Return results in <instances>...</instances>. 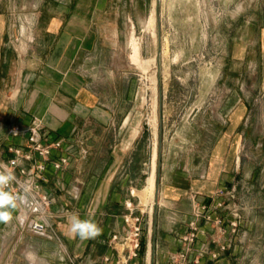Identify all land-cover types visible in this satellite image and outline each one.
<instances>
[{
	"label": "crops",
	"instance_id": "1",
	"mask_svg": "<svg viewBox=\"0 0 264 264\" xmlns=\"http://www.w3.org/2000/svg\"><path fill=\"white\" fill-rule=\"evenodd\" d=\"M209 1L216 33L225 26L221 75L209 82V93L185 98L183 106L163 101L159 88L158 149L149 166L150 176L157 157L153 212L151 223L143 215L140 251L132 258L111 236L123 233L125 201L143 210L138 192L149 177L136 169L137 69L127 41L155 21L153 0H0V159L7 161L8 148L23 144L32 127L62 145L51 150L41 183L52 199L54 237L20 230L16 211L0 223V264H167L195 203L212 205L217 190L232 186L228 208L211 214L230 219L239 211L231 246L221 251L229 236L201 219L192 254L205 246L198 264H264V0ZM160 3L157 34L165 41L171 14ZM62 155L68 162L56 170L52 162ZM20 165L30 168L32 161ZM74 213L94 220L102 234L70 237Z\"/></svg>",
	"mask_w": 264,
	"mask_h": 264
},
{
	"label": "rangeland",
	"instance_id": "2",
	"mask_svg": "<svg viewBox=\"0 0 264 264\" xmlns=\"http://www.w3.org/2000/svg\"><path fill=\"white\" fill-rule=\"evenodd\" d=\"M160 1L153 0L155 21L153 18L146 26L136 29L130 44L127 41L128 54L132 55V65L133 67L136 66L137 69L134 73L136 79L134 96L137 101L136 118L141 128V138H139V151L137 153L140 166L136 169L137 173H140L141 170L147 172V174H143V178L148 177L150 173L151 151L157 153L158 149L159 88H161V95L165 97L163 101L178 102L180 106H183V102L186 101L185 98L206 95L211 90L209 82L217 75L218 77L221 75L219 70L225 50V40L222 33L225 31V26L221 28L219 33H216L215 25L211 24L209 20L211 10L216 11V5L212 8L209 0H165L166 11L171 14V23L170 25L164 24L168 39L165 41L161 39L160 57L157 65L155 59L158 52L156 12L159 15L162 13ZM233 10L236 12V7ZM160 24L162 26V21ZM22 25L27 28L25 21ZM150 28H152V34L156 33L157 40L151 35ZM160 29L162 30V27ZM235 69L239 70L240 66L238 65ZM234 73L236 72H232L230 77ZM253 77L252 75L251 79ZM167 122L166 120L165 132L169 128ZM182 132H186V129L182 128ZM166 134L163 138L168 139ZM178 138L187 141L193 137L181 135ZM143 164L148 165L147 169ZM157 164L158 158L156 157L152 166L154 173V166ZM144 186L146 188L138 192V197L143 204L141 205L142 209L153 202L155 178L152 188L149 187L148 179ZM236 212L240 223L239 211L236 210ZM202 221L207 222L203 218ZM238 230L239 224L236 235ZM251 234L254 236L256 232Z\"/></svg>",
	"mask_w": 264,
	"mask_h": 264
},
{
	"label": "built area",
	"instance_id": "3",
	"mask_svg": "<svg viewBox=\"0 0 264 264\" xmlns=\"http://www.w3.org/2000/svg\"><path fill=\"white\" fill-rule=\"evenodd\" d=\"M17 131L18 128H15ZM60 141L47 142V137L40 135L34 127L29 128L26 140L23 144L18 146H10L8 151L11 157L7 161L10 167L13 168L16 181L12 187L14 191L26 197V202L21 204L18 208L15 220L16 225L22 231H28L32 234L42 237L53 238L54 231L50 221L51 214L49 207L52 199L48 193L41 188V183L46 181L45 168L46 162L49 161L52 149H61ZM36 156V157H35ZM32 161L30 168H25L20 165L21 161ZM0 161H2L0 159ZM16 161V164H11ZM68 162L67 156H60L57 160L52 162L54 169L58 170L65 166ZM235 194V186L228 190L219 189L213 196V204L195 203L196 210L193 218L188 223V230L178 239L179 249L172 253L167 261V264H198L200 258L206 253V247L203 246L193 252V244L197 239L198 226L200 220L203 218L213 224L214 228L219 230L221 235H228L229 238L220 244L221 251L229 248L236 236V230L239 224V216L236 209L231 211V218L226 219L223 216L211 218L214 210L227 209L228 199H233ZM131 195L133 193L131 192ZM126 213L123 215L124 230L121 235L113 234L111 242L114 245H119L123 250H127L128 257H137L143 232V215H147V219L151 220L153 212V202L149 206H144L143 210L136 213V207L132 201L127 200L124 203ZM151 223V222H150ZM149 223V224H150ZM148 224V225H149ZM215 242V239H211ZM217 257V254H212V258Z\"/></svg>",
	"mask_w": 264,
	"mask_h": 264
},
{
	"label": "clouds",
	"instance_id": "4",
	"mask_svg": "<svg viewBox=\"0 0 264 264\" xmlns=\"http://www.w3.org/2000/svg\"><path fill=\"white\" fill-rule=\"evenodd\" d=\"M16 163V161L11 162V164ZM15 181L13 168L8 163L0 161V223L11 222L14 212L26 202L25 196L14 191L12 185ZM102 231V228L92 219H81L76 213L69 217L67 234L72 238L79 237L81 240L95 238L101 235Z\"/></svg>",
	"mask_w": 264,
	"mask_h": 264
},
{
	"label": "bare ground",
	"instance_id": "5",
	"mask_svg": "<svg viewBox=\"0 0 264 264\" xmlns=\"http://www.w3.org/2000/svg\"><path fill=\"white\" fill-rule=\"evenodd\" d=\"M23 24V23H22ZM22 34L23 35H25L26 37L28 36V34H27V28L26 27H24L23 25H22ZM30 34V33H29ZM31 35V34H30ZM151 35H153V34H151ZM154 36H155V33H154ZM153 36V37H154ZM156 38V37H155ZM25 45V44H24ZM24 45L23 44H21L20 45V51L22 52V51H24ZM133 45V44H132ZM156 59V58H155ZM154 59V60H155ZM153 164H154V162H153ZM155 167V166H154ZM155 169V168H154ZM154 178H155V173H154V170L152 171V173H151V175L149 176V178H148V183H149V187H151L152 188V186L154 185ZM29 255V254H28ZM32 255V254H31Z\"/></svg>",
	"mask_w": 264,
	"mask_h": 264
},
{
	"label": "water",
	"instance_id": "6",
	"mask_svg": "<svg viewBox=\"0 0 264 264\" xmlns=\"http://www.w3.org/2000/svg\"><path fill=\"white\" fill-rule=\"evenodd\" d=\"M156 22H157V27L158 29H160V15L158 12H156ZM160 48H161V37L160 34L158 35V52L156 55V61H157V65L159 62V57H160Z\"/></svg>",
	"mask_w": 264,
	"mask_h": 264
}]
</instances>
